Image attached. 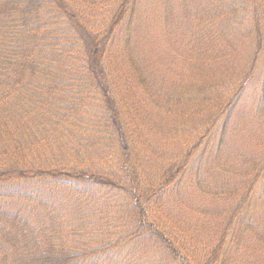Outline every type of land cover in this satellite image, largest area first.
I'll return each mask as SVG.
<instances>
[{"label":"trees","instance_id":"1","mask_svg":"<svg viewBox=\"0 0 264 264\" xmlns=\"http://www.w3.org/2000/svg\"><path fill=\"white\" fill-rule=\"evenodd\" d=\"M177 1L184 8L189 27L177 35L171 34L170 47L174 49L169 55L176 57L167 60L157 56L154 60L153 54L158 52L151 51L149 58L141 55L142 66L133 59V52H129L135 44L131 39L134 29L130 25L135 24L137 0H117L109 23L99 29L91 28L82 20V14L68 0H0V264H188L174 239L149 224V214L143 205L146 194L139 188L135 175H127L126 165L131 163L133 149L114 99L105 61L107 50L118 34L120 46L127 49L125 54L130 59L122 77L124 88L131 94L129 106L135 107L133 112L137 117H140V113L136 114L139 100L135 96H157L159 80L171 69L172 59L187 62L186 68L179 71L181 94L176 99L186 100L188 108L195 103L193 95L197 88L198 95L210 106L211 99L206 95L209 88L216 89L218 80H230L244 61L238 83L228 81L227 89L232 92L219 96L218 109L207 129L222 120L230 121L244 105L242 93L249 84L247 91L251 90V101H254L253 118L248 122L244 119V128L250 125L256 131L250 143L262 151L264 0ZM84 2L89 8H96L97 1ZM162 4L173 8L175 0H162ZM67 43L70 45L66 46ZM160 62L163 69L157 67ZM75 90L77 94L73 97L78 101L75 102L78 108L84 110L83 98L92 93L98 100L93 102L94 110L97 106L100 109L96 113L87 111L86 117L73 114L63 104L62 96ZM188 91L189 99L186 98ZM41 124L49 127L40 131ZM73 128L92 135L93 148L98 145L113 152L110 159L114 167L107 166L105 159L106 164L99 167L77 165L75 161L68 166L67 163L51 165L45 159L39 163L38 148L41 142L47 141L45 136L56 139L71 133ZM75 149V154H71L74 160H80L78 147ZM215 153L221 154L219 148ZM221 155L227 162L230 157L240 161L236 163L244 175L238 182L242 185L238 190L242 189L243 199H247L259 179L264 178V157ZM187 157L188 154L166 170L161 189L169 188L183 172ZM33 182L73 189L84 187L93 195L97 190L117 195H111L108 200L120 206L107 244L97 248L88 244L91 247L88 249L84 247L87 244L66 246L62 243L63 231L57 230L55 222L61 224L67 216L62 212L64 206L44 201L39 190L25 188L24 184ZM57 210L59 220L49 214ZM238 212L236 208L230 214L227 225L233 223ZM247 225L255 233L264 231V220L259 225ZM228 232L226 226L219 233L204 264H225L230 258L223 247Z\"/></svg>","mask_w":264,"mask_h":264},{"label":"rangeland","instance_id":"2","mask_svg":"<svg viewBox=\"0 0 264 264\" xmlns=\"http://www.w3.org/2000/svg\"><path fill=\"white\" fill-rule=\"evenodd\" d=\"M68 1H71L77 12L82 14V20L94 29L103 28L109 23L111 12L117 2L95 0L96 8H89L84 0ZM186 21L188 20L184 8L177 0L173 8L163 6L162 0H137L134 11L135 24L130 25L134 29L131 39L135 44L129 50L134 54L133 59L143 66L144 60L141 55L149 58L148 53L151 51L158 52L153 54L154 60L157 56L167 57V60L169 57H176L169 55L174 49L173 46L170 47L171 34L177 35L181 29L188 28L189 24ZM119 37L116 34L109 44L105 61L114 99L121 111L124 129L133 149L132 153L130 152L131 163L126 165L127 175L133 173L139 188L146 194L143 205L149 214V224L164 230L170 239H174L175 245L186 257L185 261L188 264H204L210 249L217 242L219 233L226 226L229 232L223 247L230 258L225 264H264V231L255 233L247 225L248 223L259 225V221L264 220L262 203L264 178L261 177L252 193L247 199H243L242 189L238 190L242 186L238 182L244 175L237 166L240 161L230 157L227 162L226 157L221 155L237 153L240 156L264 157V150L257 151L258 148L250 143L256 131L250 125L244 128V122L253 118L251 108L254 101H251V90L247 91L249 84L242 93V97L245 98L244 105L230 121L222 120L213 128L207 129L209 120L218 109L219 96L221 94L228 96L232 92L227 89L228 81H233L235 85L238 83L244 61L230 80H218L219 85L216 89L211 91L214 87L209 88L210 92L206 95L211 99L210 106L207 100H202L198 95L200 89L197 88L193 95L195 103L193 107L188 108L186 100L178 102L176 99L180 93L179 71L186 68L187 62L171 58V69L164 78L159 80L160 74L158 76L157 96L151 98L147 95H134L139 100L136 114L140 113V117H137L133 112L135 107L129 106L128 97L131 94H127L124 88L125 81L122 77L130 59L125 54L127 49L120 46L122 41L120 39L118 41ZM69 45L67 43L66 46ZM157 67L163 69V62ZM82 91L86 94L84 90ZM69 92L62 96L65 98L63 104L70 107L73 114L86 117L90 110L96 113L97 109H100L97 106L94 110L96 104L93 102L98 103V100L92 93L83 98L82 110L78 108L75 103L78 101L73 97L77 90ZM190 94L188 91L187 99ZM167 108L170 110L166 111ZM150 110L152 113H149ZM47 127L49 126L41 124L40 131ZM67 135H61L56 139L50 137L51 135L45 136L47 141L41 142L38 148V155L41 157L39 163H43L45 159L51 165L67 163L68 166L75 161L77 165L94 164L93 167H99L104 166L106 160L107 166H113L110 159L114 155L113 152L98 145L93 148L95 140H92V135L80 128L77 130L73 128ZM71 144L74 145L70 146ZM75 147H78L76 152L81 154L78 155L80 160H74L71 154L72 152L75 154ZM218 148L221 154L215 153ZM187 154L189 157L183 172L173 180L169 188L161 189L163 174L175 163L185 159ZM24 186L28 190L33 188L42 192L44 201L49 200L55 204L58 202L64 206L62 212L67 213V216L61 224L59 222L55 224L58 231H63L61 242L66 246L87 244L84 247L89 249L107 244L109 241L107 236L112 230L114 217L120 206L119 203L110 204L108 200L111 195H117L104 190H97L96 195H93L84 187L73 189L68 186L52 184L49 186L46 182L42 184L33 182ZM236 208L239 209L237 216L231 225H227L230 214ZM49 214L59 220L58 210ZM88 244L93 246L88 247Z\"/></svg>","mask_w":264,"mask_h":264}]
</instances>
